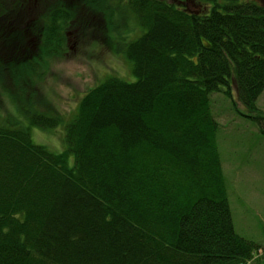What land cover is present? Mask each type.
<instances>
[{
  "label": "trees",
  "instance_id": "1",
  "mask_svg": "<svg viewBox=\"0 0 264 264\" xmlns=\"http://www.w3.org/2000/svg\"><path fill=\"white\" fill-rule=\"evenodd\" d=\"M114 1L134 81L105 79L66 121L32 100L31 125H64L60 152L0 121V264L249 263L261 246L235 230L210 96L234 94L264 135V0ZM68 20L59 0H0L8 62L60 56Z\"/></svg>",
  "mask_w": 264,
  "mask_h": 264
},
{
  "label": "rangeland",
  "instance_id": "2",
  "mask_svg": "<svg viewBox=\"0 0 264 264\" xmlns=\"http://www.w3.org/2000/svg\"><path fill=\"white\" fill-rule=\"evenodd\" d=\"M53 1L47 0L48 4ZM167 1L177 6L185 3L192 10L198 9L195 4L187 1ZM114 4V0H95L91 3L89 0L82 3L78 0H59V6L64 5L82 23L74 26L72 22L75 19L68 20L62 30L65 45L61 55L51 56L45 63L46 56L40 52L33 56V68L30 59L22 61L24 55L21 53L16 55L14 52L15 59L8 62L7 59L13 57L4 55L0 40V121L12 116L11 119H16L28 128L34 143L60 152L64 148L61 141L64 125L60 124L56 128L31 125L29 116L34 112L32 100L37 99L38 104L42 103L40 109L53 115L57 112L66 121L74 115L81 97L105 79L118 77L124 81H134L130 63L118 50L115 52L107 37L106 21H111L107 16L111 10L112 19L115 20L111 22L119 25L128 22V27L133 25L130 19L121 20L119 12H115L117 8L113 7ZM39 7L38 3L30 12L31 19L39 12ZM1 22L5 24L3 20ZM13 25L17 26L15 18ZM1 29L5 35L7 32L3 27ZM121 30H125V26ZM27 48L29 52L33 50L31 43L27 44ZM36 61L42 65L39 66ZM30 72L37 74L29 75ZM22 76L27 78L22 80ZM210 97L211 113L218 124L216 142L222 159L235 230L261 246L249 263L245 264H264V135L260 132L261 125L246 117L247 113L241 105L234 104V94L229 97L217 92ZM45 99L50 103L43 102ZM19 101L22 102L21 110L17 108ZM256 104L264 116V91Z\"/></svg>",
  "mask_w": 264,
  "mask_h": 264
}]
</instances>
